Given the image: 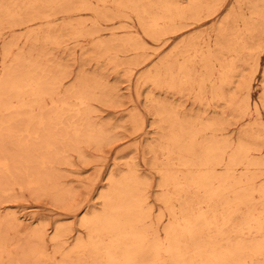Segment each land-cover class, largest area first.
Returning <instances> with one entry per match:
<instances>
[{
	"label": "rangeland",
	"instance_id": "obj_1",
	"mask_svg": "<svg viewBox=\"0 0 264 264\" xmlns=\"http://www.w3.org/2000/svg\"><path fill=\"white\" fill-rule=\"evenodd\" d=\"M30 1L19 0L17 3L27 4ZM90 1L97 10L107 11L108 14L115 11L116 6L111 1L107 2L106 10L97 4V0ZM76 2L83 4L89 0ZM240 2L241 7L247 10L246 0ZM13 3V0H0V6ZM215 3L213 0L195 2L193 9L181 19L186 27L180 31L163 26H158L154 32L145 30L137 14L128 8L125 16L111 20L85 9L56 12L49 23L37 19L14 25L10 18L2 20L0 74L33 62L51 74L64 75L63 90L81 83L91 86L97 83L100 88L93 90L95 96L88 100L87 106L90 119L100 126L103 138H87L90 128H82L83 121L77 113L79 99L74 93H60L55 104L45 99L47 110L65 109L64 118H72L74 126L82 133L78 136L73 134V145L59 146L57 159L48 161L45 168L40 167V161L32 162L38 167L34 171L47 172L49 176H45L43 182L60 191L59 198L40 193L27 177H18L19 188L10 183L0 186V264H94V253L88 250L80 252L76 247L79 238L85 244L90 243V231L83 219L102 212L101 195L109 190L111 180L120 179L123 173L134 167L139 177L149 182L150 218L159 225L164 235L162 228L169 220V212L162 200L166 188L163 176L165 172L171 174L176 171L179 176L192 175L197 167H190L192 172H189L188 167L178 159L179 154L169 156L172 142L170 126L166 121L157 122L154 109L158 99L171 101L178 118L188 124L195 123L198 128L210 119L212 127L201 131L203 136L199 135V140L212 137L213 133L217 134L218 140H222V131L226 127L232 143L227 147L226 155L240 143L249 147L264 146V47L252 81V100L257 101L258 110L246 119H241L239 109L230 103V96L236 102L244 93L240 88L242 80L238 64V70L229 75L226 100L217 99L209 93V82L205 81L200 87L199 80L205 68L200 53L189 58L197 80H180L179 63L186 62L189 55L195 54L196 47L201 50L207 41L214 42L217 34L214 25L229 9L235 7L240 10L237 0H226L221 6L218 2L219 9L209 15ZM155 11L161 13L160 10ZM5 12V9H0L1 14ZM97 26L101 29L91 34ZM81 28L82 33L70 34V31ZM130 36L142 38L145 46L132 48L126 41ZM226 37H230L232 42L234 36L230 34ZM97 38L113 41L110 46L117 50V57L114 58V51L107 53L99 48ZM180 43H186L188 47L178 49L179 61L173 58L174 78H171L167 71L171 69L170 65L162 62ZM233 55L236 56L235 53ZM21 57L27 61H21ZM157 68L160 74L155 79ZM244 68L246 74L251 75L254 69L252 60ZM201 91L202 99L199 97ZM62 99H66L68 104H64ZM17 103V99L13 98L11 104L17 106ZM68 105L71 107L68 108ZM9 115L0 110V119ZM26 119L24 115L14 114L11 125L16 127V138L27 137L23 131ZM251 152L255 158H260L257 157L261 155L258 151L251 149ZM43 155V152H37L35 157ZM167 156L170 157L168 161ZM238 167L241 170V165ZM242 176L243 182L250 179L260 188L264 184V164L251 166ZM259 194V190L254 192L258 205ZM173 201L180 205L176 199ZM246 211L247 208L242 207L238 216L242 217ZM41 231L45 233L42 243L38 238ZM55 232L59 233L56 239L53 238Z\"/></svg>",
	"mask_w": 264,
	"mask_h": 264
},
{
	"label": "bare ground",
	"instance_id": "obj_2",
	"mask_svg": "<svg viewBox=\"0 0 264 264\" xmlns=\"http://www.w3.org/2000/svg\"><path fill=\"white\" fill-rule=\"evenodd\" d=\"M13 1L15 3L12 5L0 6V9L7 11L0 13V29L2 20L7 18L12 19L14 25L37 19L49 23L56 12L85 9L111 20L125 16L128 8L137 14L145 30L154 32L158 26L172 28L173 31L185 28L181 19L198 0H97L104 10L108 1L115 4V11L110 14L95 9L90 0L83 4L76 0H31L27 4ZM213 1L216 2L215 7L209 15L219 9L218 2H221L220 6L226 2ZM237 2L240 10L232 7L214 25L217 31L214 42L207 41L201 50L195 45L196 53L189 55L186 62L179 63L178 71L181 73L180 80L195 82L197 79L189 58L200 53L205 67L199 80L200 87L207 81L209 93L217 99L226 100L229 75L239 68L243 97L235 102L230 96V103L239 109L240 118L246 119L258 110L257 101L252 100V81L264 47V0H246L248 11L241 7L240 0ZM11 9L14 11L11 12ZM156 9L161 13H157ZM100 29L97 26L91 34ZM82 32L81 28L70 31V34ZM230 34L234 36L232 42L230 37H226ZM97 41L99 48L107 53L114 51V58L117 57V50L110 46L113 41L107 42L101 38H97ZM126 41L132 48L145 46L144 40L138 36H130ZM181 44L162 62L170 65L171 69L167 71L171 78H174L173 58L179 61L178 49L185 50L188 47L186 43ZM20 60L26 59L21 57ZM251 60L254 69L248 75L244 66ZM159 74L160 69L157 68L155 79ZM64 78V75L51 74L33 62L0 74V110L10 114L6 119H0V186L10 183L14 188H19L21 184L18 177H27L40 193L53 194L54 199L60 197V191L43 182L44 177L49 176L47 172L34 171L38 167L32 162L40 161V167L45 168L48 161L57 159L60 152L58 147L73 145L74 136H78L82 130L74 126L72 118H64L65 109L47 110L46 98L55 104L60 93H74L79 99L77 113L83 121L82 128H90L87 138H103L100 126L90 119L87 106L88 100L95 96L93 90L100 88V85L81 83L80 86L74 85L72 89L63 90ZM202 96L201 91L200 99ZM13 98L17 99V106L11 104ZM62 102L68 104L66 99H62ZM175 112L171 101L156 100L154 113L157 122L166 121L170 126L172 142L169 156L172 153L179 154L178 159L188 167L189 172H192L190 167L197 168L192 175L179 176L176 171L177 174L165 172L163 176L166 188L162 200L169 212V220L162 228L164 235L159 225L150 218L149 182L140 178L134 167L123 173L120 179L111 180L109 190L101 195L104 205L102 212L84 217L83 222L90 231V243L85 244L79 238L77 250L94 253V264H264V184L257 188L252 180H242V175L251 166L264 164V146L249 147L240 143L226 155L227 147L232 144L230 131L226 127L221 130L222 140H218L215 133L212 137L199 140V135L203 136L202 132L212 127L210 119L198 128L195 123L188 124L186 120H180ZM14 114L27 118L23 127L27 137L16 138V127L11 125ZM65 121L69 124H64ZM251 149L258 151L261 155L257 157L260 158H255ZM37 152H43L44 155L35 157ZM169 158L167 156L166 160ZM238 165H241V170ZM257 190L260 191L257 198L259 205L254 195ZM199 193H202L201 196ZM173 199L179 201L180 205H176ZM242 207H246L247 211L239 217ZM58 236L59 233L55 232L53 238ZM38 238L41 243L45 241V233L41 231Z\"/></svg>",
	"mask_w": 264,
	"mask_h": 264
}]
</instances>
